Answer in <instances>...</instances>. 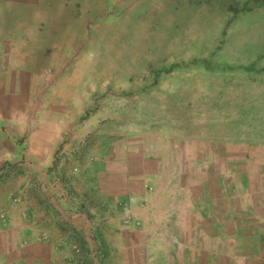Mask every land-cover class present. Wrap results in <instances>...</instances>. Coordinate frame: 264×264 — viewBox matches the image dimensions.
Masks as SVG:
<instances>
[{
    "label": "crops",
    "instance_id": "crops-1",
    "mask_svg": "<svg viewBox=\"0 0 264 264\" xmlns=\"http://www.w3.org/2000/svg\"><path fill=\"white\" fill-rule=\"evenodd\" d=\"M60 6L0 0V264L264 261V145L98 125L86 32Z\"/></svg>",
    "mask_w": 264,
    "mask_h": 264
},
{
    "label": "rangeland",
    "instance_id": "rangeland-1",
    "mask_svg": "<svg viewBox=\"0 0 264 264\" xmlns=\"http://www.w3.org/2000/svg\"><path fill=\"white\" fill-rule=\"evenodd\" d=\"M57 3L54 14L62 3L86 32L79 55L86 48L96 69L88 93L98 125L123 122L158 144L264 145V0ZM91 140L93 152H77L80 161L99 156L104 134Z\"/></svg>",
    "mask_w": 264,
    "mask_h": 264
},
{
    "label": "built area",
    "instance_id": "built-area-1",
    "mask_svg": "<svg viewBox=\"0 0 264 264\" xmlns=\"http://www.w3.org/2000/svg\"><path fill=\"white\" fill-rule=\"evenodd\" d=\"M75 250H76V252H79V249L77 247L75 248Z\"/></svg>",
    "mask_w": 264,
    "mask_h": 264
}]
</instances>
